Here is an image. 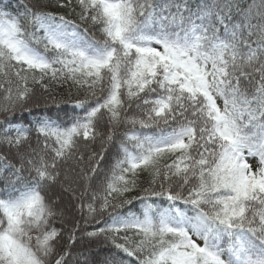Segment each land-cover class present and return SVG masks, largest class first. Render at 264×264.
Wrapping results in <instances>:
<instances>
[{
  "label": "snow or ice",
  "instance_id": "snow-or-ice-1",
  "mask_svg": "<svg viewBox=\"0 0 264 264\" xmlns=\"http://www.w3.org/2000/svg\"><path fill=\"white\" fill-rule=\"evenodd\" d=\"M0 125V264H264V0H0Z\"/></svg>",
  "mask_w": 264,
  "mask_h": 264
},
{
  "label": "trees",
  "instance_id": "trees-1",
  "mask_svg": "<svg viewBox=\"0 0 264 264\" xmlns=\"http://www.w3.org/2000/svg\"><path fill=\"white\" fill-rule=\"evenodd\" d=\"M5 2H7V0H5ZM77 23H79V19L78 17L75 18ZM86 26L84 24H80V29L81 31L84 30ZM87 35L89 36V38H91L92 36H95V38L97 40L100 39V33L98 31H95V26H89L88 27V32H87ZM38 88V86H36ZM54 91L56 93H65L67 90H68V85H52ZM73 95H75V90H73ZM218 103H222V102H219ZM35 111H40V112H43L45 111V109L41 108V109H38V110H35ZM49 111L52 112V114L54 115L55 114V109H49ZM13 121L18 123V124H22V125H25L27 126L29 124L30 121L34 120L35 117L33 115H29V114H24L23 117L20 115V114H17L16 116L12 117ZM0 127H2V125H0ZM33 136V143H35V133L33 132L32 134ZM145 179H147V177H145ZM70 195V194H68ZM76 201L73 200L72 201V204H75ZM181 207H183V205H181ZM105 219H107L105 217ZM100 225L99 224H90L88 227L89 229H92V228H97L99 227ZM57 227H59V223H57ZM67 245V235H65L64 237V246ZM78 250H81V245L79 244V242L76 243V245H74L71 249L72 253L75 255L77 253ZM115 251V249H113L111 246H98L96 244H93L92 245V248H91V259L93 261H97V262H103L106 258L110 257L111 254ZM123 255V254H121ZM71 260V257L69 258ZM126 259L128 260H131L132 261V264H135V260L134 258H127Z\"/></svg>",
  "mask_w": 264,
  "mask_h": 264
}]
</instances>
